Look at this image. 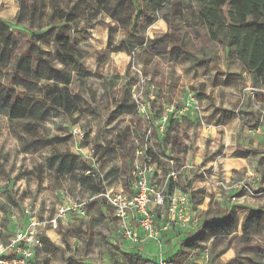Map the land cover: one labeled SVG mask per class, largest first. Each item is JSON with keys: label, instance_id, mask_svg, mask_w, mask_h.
Returning <instances> with one entry per match:
<instances>
[{"label": "rangeland", "instance_id": "rangeland-1", "mask_svg": "<svg viewBox=\"0 0 264 264\" xmlns=\"http://www.w3.org/2000/svg\"><path fill=\"white\" fill-rule=\"evenodd\" d=\"M17 10L14 0H0V21L13 28ZM77 11L82 15L86 9L80 5ZM163 14L166 11L158 16ZM93 21V27L76 48L90 75L65 68L73 76L69 89L80 96L75 115L50 117L32 128L27 125L29 121L10 120L0 111V231L7 241L34 220L45 223L39 226V236L50 230L60 238L57 241L60 245L56 246L58 249L50 246L48 254H43L42 248H33V264H118L117 254L106 243L108 229L117 232V226L110 206L105 205L100 194L117 187L123 193H132L140 174L164 192L170 181L179 184V190L189 196L194 226L198 223V203L211 205L210 209L217 212L221 201L243 207L251 204L253 198L254 203L263 206L264 192L256 190L248 178L251 171L257 178L264 175V89H254L249 75L226 59L223 48L209 43L204 31L198 36L187 34L184 41L188 39L191 45L188 52L201 57L204 51L216 58L190 69L188 60L168 55V43L158 52L136 46L134 53H114L112 48L124 39L122 29L112 32V48L107 49V25L116 22L104 10ZM77 26H81V20ZM168 31L164 20L159 18L144 36L160 38ZM40 45L50 51V46ZM7 67L10 68L9 64ZM0 79L4 85L6 79ZM129 83H132L127 86L129 102L133 101L137 108L132 114L124 113L111 121L108 116L113 104ZM200 84L204 86L203 93L210 97L201 102L196 98ZM41 87L30 90L21 87V92L41 97ZM213 113L219 116L211 122L234 118L226 124L228 128L218 125L215 137L209 140L200 135ZM175 121L179 136L171 144L166 136L171 137L177 130ZM78 131L82 136H77ZM135 138L143 143L132 146ZM34 139L52 140L43 145L32 144ZM121 142L126 145L122 147ZM96 145L100 148H95ZM149 151L157 163L152 164ZM237 151L251 152L249 163L240 170L229 171L225 167L234 162L232 157ZM58 153H70L81 163H88L90 170L81 166L80 172L97 179L101 193L94 194L89 184L79 187L78 176L66 175L55 163L49 164V156ZM210 161L216 165H210ZM238 181H244L249 191L233 188ZM75 201L83 202L86 219H79L75 212L69 211L66 217L57 219L55 229L51 228L49 222L59 209ZM103 206L108 213L105 217L97 212ZM153 216L159 223L166 222V209L153 207ZM76 229L79 233L74 232ZM225 244L200 245L205 254L202 259L199 253L192 252L185 261L174 262L225 264L233 260L228 257L229 246ZM242 248L236 240L234 259L251 258L264 264V254Z\"/></svg>", "mask_w": 264, "mask_h": 264}, {"label": "trees", "instance_id": "trees-1", "mask_svg": "<svg viewBox=\"0 0 264 264\" xmlns=\"http://www.w3.org/2000/svg\"><path fill=\"white\" fill-rule=\"evenodd\" d=\"M14 1L18 10L13 18V28L0 21V77L6 79L4 85L0 79V111L10 120L29 121V127L36 128L38 123L50 117L71 118L78 111L80 96L69 89L73 76L65 68L90 75L76 48L84 41L86 31L93 27V19L102 10L116 22L107 25V49L112 48V32L117 29L123 31L124 39L119 40L112 48L114 53H134L136 46L149 52H158L168 43L169 56L181 61L188 60L189 68L196 69L207 60H214L216 56H207L204 51L201 57L194 56L188 52L191 46L188 39H184L187 34L198 36L204 31L209 43L223 48L226 59L238 64L249 74L254 89H264V0ZM80 5L86 9L82 15L77 11ZM165 11L166 15L158 16V13ZM159 18L164 20L169 31L160 38L149 39L144 36L146 29ZM80 20L79 27L77 24ZM41 43L50 46V51L43 49ZM2 69H5V73H2ZM41 81L44 83H39ZM40 84L41 97L26 96L21 92V87L30 90L41 86ZM127 86H132V83L125 86L117 103L113 104L114 108L108 116L111 121L124 113L132 114L137 108L133 101L129 102ZM203 87L200 84L201 91H196L199 101L207 98ZM231 118L229 116L227 120ZM174 124L177 130L171 137L169 134L166 136L171 144H175L179 136V125L176 121ZM51 140L34 139L31 143L46 145ZM124 141L126 142L125 139ZM125 142H121L122 147L126 145ZM137 142L143 143V140L135 138L132 146ZM95 148L100 146L96 145ZM148 154L152 158V164L157 163L151 151ZM48 163H55L66 175L78 176L79 187L89 184L94 194L101 193V184L97 179L80 172L81 166L90 170V165L85 161L81 163L75 155L52 154ZM180 188L179 184L170 181L167 192ZM41 240L43 254L50 253L51 245L48 240L43 236ZM6 243L7 238L0 231V244ZM191 247L187 245V248H195ZM197 249L195 253H204L203 247ZM165 259L174 261L172 258ZM29 263L33 264V259Z\"/></svg>", "mask_w": 264, "mask_h": 264}, {"label": "crops", "instance_id": "crops-1", "mask_svg": "<svg viewBox=\"0 0 264 264\" xmlns=\"http://www.w3.org/2000/svg\"><path fill=\"white\" fill-rule=\"evenodd\" d=\"M224 54L226 57V52H224ZM218 87L219 86H217L215 89L218 90ZM205 95L207 96L205 99L210 98L207 93ZM203 100H200V102ZM218 116L219 114L213 113V116L209 118L207 125H205V127L202 129L200 135L201 137L209 140L213 139L216 135V130L219 127L218 125L220 124L224 125V128H228L226 124L230 122L229 120L226 121L217 119V122L210 121L215 117L218 118ZM233 118L234 117L232 116L231 119ZM250 155L251 152L249 151H237V153L232 157L234 162L228 164V167L225 168L229 171L242 169L246 164L249 163L247 161L250 160ZM213 160H215V158H213ZM213 162L210 161L209 164L216 165V163ZM249 173L252 178L249 177L248 179H251L255 189L262 190L264 192V175L261 174L257 178L255 177L254 172L251 171ZM119 188H114V191H120ZM218 200L220 201V198ZM251 200V204L243 207L230 206L226 203L225 205L224 202L221 201L219 203V212L215 211L214 209H210L211 205L198 203V209L196 210L198 223L194 229L182 230L177 224L173 223L169 229L162 234V242L160 244L146 242L141 239L138 244L133 245L119 237L117 232L112 231L111 227V229H108V233L106 234V243L111 251L117 254L115 258L117 259L118 264H154L158 257L172 258L174 261L181 262L185 261L192 252L198 250L197 248H200V245L210 244L219 247L225 242L226 244L228 243L227 246H229L230 254L228 257L233 259L226 262L225 264H261V261H256L255 259L251 258H243L241 260H238L239 258L234 259L236 257V253L233 252V244L236 240H238V243L243 247L242 250H257L261 254H264V251H262L264 250V205L262 206L258 205V203H254L253 198ZM105 205L108 206L106 202ZM157 209H162V207H157ZM106 210L107 208L103 206L97 212H101V216L105 217L107 213ZM75 215L79 219H86L87 217L85 216L82 218L76 213ZM112 216L114 217L113 214ZM155 221L159 225H163L165 223H159L157 217L155 218ZM29 222L30 219L28 218V222L26 224L28 225ZM115 224L117 225L116 219ZM75 231H79V229H76ZM138 235L142 238L140 231H138ZM43 237L48 240L51 247L58 249L56 246L60 245L57 242L60 240V238H57L55 233H52L50 230L44 231ZM187 245L195 247L196 249L192 247V249L187 248ZM203 256L205 257V254L200 252L198 257L202 259ZM262 262L264 263V261ZM110 264L114 263L110 262ZM190 264L196 263L190 260Z\"/></svg>", "mask_w": 264, "mask_h": 264}, {"label": "built area", "instance_id": "built-area-1", "mask_svg": "<svg viewBox=\"0 0 264 264\" xmlns=\"http://www.w3.org/2000/svg\"><path fill=\"white\" fill-rule=\"evenodd\" d=\"M77 136H82L77 133ZM242 191H249L244 181H238L233 185ZM133 193L109 190L100 194V197L110 206L117 223V234L131 244H138L141 239L146 242L160 244L162 234L174 223L182 230L194 229L192 209L189 196L179 189L171 193L161 187L149 184L142 174L137 177ZM235 199V198H233ZM153 207L166 209L167 218L163 225L156 224L153 216ZM69 211H73L82 218L86 216L83 202L75 201L68 206L61 207L57 216L49 224L55 229L57 219L66 217ZM38 223H31L23 230H18L6 244H0V264H26L33 257V248H42V240ZM141 232L142 238L138 235ZM10 256V257H8ZM154 264H179L158 257Z\"/></svg>", "mask_w": 264, "mask_h": 264}]
</instances>
